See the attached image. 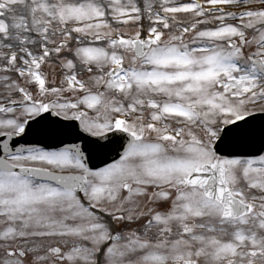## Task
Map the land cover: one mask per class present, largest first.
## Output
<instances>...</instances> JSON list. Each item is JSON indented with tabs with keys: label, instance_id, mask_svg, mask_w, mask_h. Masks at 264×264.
<instances>
[{
	"label": "snow or ice",
	"instance_id": "6c2138e0",
	"mask_svg": "<svg viewBox=\"0 0 264 264\" xmlns=\"http://www.w3.org/2000/svg\"><path fill=\"white\" fill-rule=\"evenodd\" d=\"M0 264H264V0H0Z\"/></svg>",
	"mask_w": 264,
	"mask_h": 264
}]
</instances>
